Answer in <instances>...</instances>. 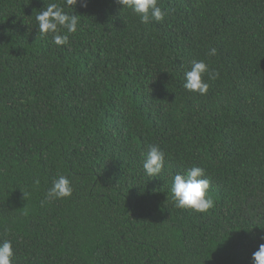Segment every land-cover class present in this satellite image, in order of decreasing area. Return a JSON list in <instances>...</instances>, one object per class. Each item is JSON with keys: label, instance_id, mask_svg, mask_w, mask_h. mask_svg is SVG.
<instances>
[{"label": "trees", "instance_id": "trees-1", "mask_svg": "<svg viewBox=\"0 0 264 264\" xmlns=\"http://www.w3.org/2000/svg\"><path fill=\"white\" fill-rule=\"evenodd\" d=\"M63 2L0 0V243L14 264H254L264 0H159L164 19L149 24L118 0L64 5L79 26L57 47L35 12ZM193 61L219 73L207 95L184 88ZM153 145L157 177L143 168ZM193 165L210 181L207 213L172 198ZM58 175L73 195L50 200Z\"/></svg>", "mask_w": 264, "mask_h": 264}, {"label": "clouds", "instance_id": "clouds-1", "mask_svg": "<svg viewBox=\"0 0 264 264\" xmlns=\"http://www.w3.org/2000/svg\"><path fill=\"white\" fill-rule=\"evenodd\" d=\"M118 3L130 10L144 24L152 21L161 22L164 19V11L159 6V0H118ZM80 4L87 7V0H64L63 4L46 3V7L35 12L38 23L39 37L51 35L52 42L57 47L69 46V35L78 31L79 16L68 14L65 6ZM209 56L216 55V49L211 48ZM216 79L218 72H214L204 61H193L191 69L185 72L184 88L199 95H207L209 83L205 80ZM165 167V152L158 145L148 148L143 162V168L148 176H159ZM206 175L202 167L193 165L186 174H176L173 177L171 194L175 206L180 209L192 210L197 213H207L215 206L210 194V181L204 178ZM39 184V181H36ZM26 199L27 194L23 193ZM73 195L71 180L58 175L52 182V187L47 193L48 199H66ZM264 239V236L261 237ZM15 252L11 241L4 239L0 243V264H14ZM254 264H264V243L253 253Z\"/></svg>", "mask_w": 264, "mask_h": 264}]
</instances>
